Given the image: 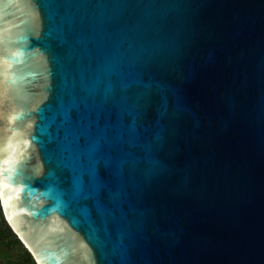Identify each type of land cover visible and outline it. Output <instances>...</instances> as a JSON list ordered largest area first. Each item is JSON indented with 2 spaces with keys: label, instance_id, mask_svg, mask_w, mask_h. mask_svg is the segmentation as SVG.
Instances as JSON below:
<instances>
[{
  "label": "water",
  "instance_id": "water-1",
  "mask_svg": "<svg viewBox=\"0 0 264 264\" xmlns=\"http://www.w3.org/2000/svg\"><path fill=\"white\" fill-rule=\"evenodd\" d=\"M0 204L37 264H264V0H0Z\"/></svg>",
  "mask_w": 264,
  "mask_h": 264
},
{
  "label": "rangeland",
  "instance_id": "rangeland-1",
  "mask_svg": "<svg viewBox=\"0 0 264 264\" xmlns=\"http://www.w3.org/2000/svg\"><path fill=\"white\" fill-rule=\"evenodd\" d=\"M4 219L5 217L0 206V264H15L13 261L16 260L18 251L21 249V247L20 245L16 244L10 245L9 241L13 239V236H9L8 233L4 231Z\"/></svg>",
  "mask_w": 264,
  "mask_h": 264
},
{
  "label": "trees",
  "instance_id": "trees-1",
  "mask_svg": "<svg viewBox=\"0 0 264 264\" xmlns=\"http://www.w3.org/2000/svg\"><path fill=\"white\" fill-rule=\"evenodd\" d=\"M1 206V204H0ZM3 223L5 224V227L3 228L6 233H8L9 236H13V239H11V244L20 245L21 249L18 251V256L15 261H13L15 264H37L35 259L33 258L32 254L28 251L26 247H24V244L21 242V240L18 238V236L13 232V230L8 225L7 221L4 219Z\"/></svg>",
  "mask_w": 264,
  "mask_h": 264
}]
</instances>
